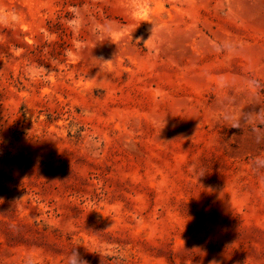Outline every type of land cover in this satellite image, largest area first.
I'll return each instance as SVG.
<instances>
[{"label":"rangeland","instance_id":"1","mask_svg":"<svg viewBox=\"0 0 264 264\" xmlns=\"http://www.w3.org/2000/svg\"><path fill=\"white\" fill-rule=\"evenodd\" d=\"M264 264V0H0V264Z\"/></svg>","mask_w":264,"mask_h":264},{"label":"clouds","instance_id":"2","mask_svg":"<svg viewBox=\"0 0 264 264\" xmlns=\"http://www.w3.org/2000/svg\"><path fill=\"white\" fill-rule=\"evenodd\" d=\"M68 264H88V262L80 256L78 251H76L69 257ZM209 264H215V262L210 261Z\"/></svg>","mask_w":264,"mask_h":264}]
</instances>
